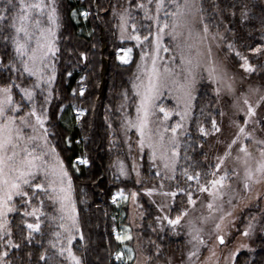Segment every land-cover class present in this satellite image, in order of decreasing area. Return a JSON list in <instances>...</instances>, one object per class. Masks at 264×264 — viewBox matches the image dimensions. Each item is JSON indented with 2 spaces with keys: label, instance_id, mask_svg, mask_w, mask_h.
<instances>
[{
  "label": "snow or ice",
  "instance_id": "obj_1",
  "mask_svg": "<svg viewBox=\"0 0 264 264\" xmlns=\"http://www.w3.org/2000/svg\"><path fill=\"white\" fill-rule=\"evenodd\" d=\"M63 8L0 0V264H264V0H89L68 10L74 23L111 25L121 65L141 50L110 141L132 161L117 157L113 183L134 185L111 203L135 214L112 229L120 248L110 233L95 259L73 193L81 177L103 191L104 177L60 125L66 110L87 123V77L64 85L96 44L72 43Z\"/></svg>",
  "mask_w": 264,
  "mask_h": 264
},
{
  "label": "trees",
  "instance_id": "obj_2",
  "mask_svg": "<svg viewBox=\"0 0 264 264\" xmlns=\"http://www.w3.org/2000/svg\"><path fill=\"white\" fill-rule=\"evenodd\" d=\"M64 12V28L65 33L72 35V43L85 50L90 48V45L95 43V55L89 53L91 64L86 69H76L73 78L64 85V89L77 88V81L81 75H85L87 79L84 82L86 88L85 97L79 101V106L88 110V114L82 118L87 123H81L75 127L65 128L60 125L61 130L75 139L82 140L87 145L88 155L93 161L92 172L98 173L104 177L103 191L96 188L90 180L81 177L75 180V191L73 198L78 200V207L83 209L80 213L81 224L85 237L90 240L92 253L91 258L95 259L98 245H103L109 240L111 233L112 251L115 252L120 248V245L114 239L112 229L115 228L116 222H113L111 217L115 214V209L111 203L110 196L115 193L117 188L134 189L131 182L121 183L117 180L113 183L111 166L115 159L121 155V149L113 148L110 144L114 138L113 131L119 123V117L114 112V107L120 103V93L124 89L130 90V76L133 71L135 59L138 56V51L134 49V59L130 65H120L115 58L116 46L119 45V40L112 34L110 24L99 22L89 17L86 22L88 31H92L95 27V36L89 37L88 34L79 33L77 25L69 18V9L72 7H87L89 0H62ZM104 5H107L109 0H100ZM102 15H107L102 13ZM126 43L125 46H128ZM64 92L67 96L69 93ZM59 103L55 101L54 105ZM69 103L64 101L65 106ZM71 103L76 104V100ZM55 111V106L53 107ZM112 124L113 128L108 125ZM58 144L57 151L62 157L71 155L61 151L64 145L62 142L53 141ZM84 144L80 145L83 148ZM79 151V149H77ZM86 194V195H85ZM80 199H86L87 203H79ZM107 213V215H105ZM177 246V245H176ZM103 253V248H99Z\"/></svg>",
  "mask_w": 264,
  "mask_h": 264
},
{
  "label": "rangeland",
  "instance_id": "obj_3",
  "mask_svg": "<svg viewBox=\"0 0 264 264\" xmlns=\"http://www.w3.org/2000/svg\"><path fill=\"white\" fill-rule=\"evenodd\" d=\"M75 25H77L78 27V31L79 33H84V34H88L89 31H88V28H87V24L86 22L81 18L80 22L77 24L75 23ZM126 43H129L128 46L126 47H131L135 42H126ZM135 50L138 51V56L136 57V61L134 63V66H133V71H132V74L130 76V81L133 79V75L137 72V68H136V65L138 63H140V59H139V55H140V48L139 47H135L134 48ZM134 49H133V53H134ZM122 54V53H121ZM162 55H164L162 53ZM133 56V59H134V55L132 54ZM117 61V60H116ZM118 62V61H117ZM119 63V62H118ZM120 64V63H119ZM121 65V64H120ZM130 84V83H129ZM130 88H131V84H130ZM121 102V101H120ZM128 111L130 112V114L132 116L135 115V112H134V108H129ZM75 115V112L74 110H66L64 113H63V120L61 122V124L65 127V125H67L66 128H71V127H75L77 125H79L80 123H72L73 122V116ZM83 118V117H82ZM81 118V119H82ZM136 137L133 136V139H135ZM126 153H127V148H124L123 150H121V155L119 156V159L123 160L124 163H125V167H129L132 163L131 159L130 158H127L126 159ZM146 159V158H145ZM117 159H115L112 163V166H111V171H112V174L113 172L115 171V168L113 167V165L115 164ZM151 183H155V181H151ZM157 199H159V197H157ZM114 206V209H115V214L114 216H116V225H115V228H118L121 223L123 222L124 224H127L128 223V213H131V214H135V212L130 208V206H125L124 203L121 201L120 202V206L118 207L117 205H113ZM127 207L128 211L126 212L125 211V208ZM124 216V219L123 221L121 220V216ZM133 232H135V229H133ZM115 235V234H114ZM133 246L135 245V240H133L132 242H130ZM177 246H181L182 245H177Z\"/></svg>",
  "mask_w": 264,
  "mask_h": 264
}]
</instances>
